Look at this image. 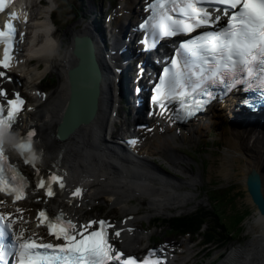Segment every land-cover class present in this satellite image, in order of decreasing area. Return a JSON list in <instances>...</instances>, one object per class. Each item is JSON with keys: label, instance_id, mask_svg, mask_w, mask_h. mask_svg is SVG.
Returning <instances> with one entry per match:
<instances>
[{"label": "bare ground", "instance_id": "obj_1", "mask_svg": "<svg viewBox=\"0 0 264 264\" xmlns=\"http://www.w3.org/2000/svg\"><path fill=\"white\" fill-rule=\"evenodd\" d=\"M141 2H143V6L147 4L145 0H125L116 11L115 28L120 26L124 31L128 24L127 16L130 13H136L138 17L143 14V7L137 10V5ZM43 4L44 0H22L20 3V5H27V8L31 9L28 17L31 18V22L36 21L37 30L31 50L27 54L26 64L29 65L13 66L10 72L15 75L16 84H19V87L21 85L22 90H30L34 98L30 103L29 110L23 114V125L25 124L33 131L29 144L34 151L41 155V168L34 170L29 167L27 171L33 178L39 174L46 175L52 170L51 165L61 159L64 180L57 189L53 188L55 195H43L41 189H38V183L31 177L29 179L31 188L20 199V204H16V199L0 197L1 206L9 214H12L11 207L14 204L21 208L22 223L24 222L25 230H28V236L35 234L36 228H39L37 223L32 226L30 219L44 211L58 212L63 208L78 219L84 215L79 206L108 196L110 201L113 200L111 207H117L123 215L114 227V237L120 241L126 251L137 253L140 250V244L145 239L150 241L153 235L152 233L145 234V230L138 224L144 216L140 214V209L130 207L126 203L130 200L141 202L139 198L141 197L146 203L148 200L147 204L152 213L165 208L184 207L188 203L196 202L200 195L196 191L198 192L202 185L203 175L188 169L186 164H189V161L183 156L185 151L180 148L187 140L194 145L201 144L204 132L208 129H216L217 126H220L218 124H224L221 121L222 117H228L229 122L228 127L222 128L221 131L218 130L219 133L217 131L219 139L225 141L226 144L220 156V165L217 167L219 168L218 174L226 180H231L234 175L241 174L247 181V177L254 173L259 177L261 192L264 195V125L255 124L249 116L234 115L235 113L232 111H218L216 108L211 111L210 115L207 113L185 128V135L177 136L175 130H170L164 125L159 127L140 152L144 156L143 158L149 159L148 162L154 164H158L155 161L156 157L162 158L173 172L183 175L173 184L158 183L154 181V177L148 170L142 169L141 166L132 167L128 164L123 165L124 168L121 170L116 169L120 172V176L109 179L108 175L112 173L111 177L114 172L105 164V155L99 149V145L102 144L100 143L102 140L101 130L113 132L118 127L116 119H121V115L116 118L112 117V111L116 110L115 107L120 112V107L115 106L118 103L115 93L118 91L119 97V90L121 92V89H117V87L121 88L117 72L119 68H116L115 78L118 77L116 82L115 79L110 78L113 64L102 57L107 52L105 53L101 47V41L95 37L90 24L80 26V21L63 35V39L68 35L71 38L70 45L67 46L64 53H61L64 40L57 39L56 33L49 32L55 22L50 9L41 11L40 8ZM48 14L49 22L44 18ZM40 32L45 33V36H42ZM81 35L91 36L96 43V59L101 68L98 110L90 123L81 124L67 134L65 132L69 124L64 123L62 139L59 140L56 137L58 127L63 121L71 94L68 71L79 62L73 54L74 38ZM40 41L42 44H39ZM113 45V51L108 54L113 61L120 60L125 65L124 62L131 58L129 50L124 49V53L120 56L118 52L124 48L121 46L120 39H115ZM32 58H36L38 62L31 63ZM41 63H47V65L43 68ZM51 71L58 74L59 85L46 93L44 89H41L43 85L40 83ZM21 89L15 88L18 91ZM109 109L110 111H108ZM105 145L110 148L107 142ZM122 146L124 145L121 144V148ZM12 156L14 161L20 164V158L14 153ZM237 162L239 164H236ZM234 168H238L237 171H233ZM152 169L157 171L155 168ZM143 197H146L147 200ZM113 210L116 209L113 208ZM252 220L250 231L254 236L245 246L239 245L232 250L220 264H264V215L258 213ZM182 244L184 250L178 258L179 264L189 256H192V259L196 257L195 251L190 250L189 245L185 246V241Z\"/></svg>", "mask_w": 264, "mask_h": 264}, {"label": "rangeland", "instance_id": "obj_2", "mask_svg": "<svg viewBox=\"0 0 264 264\" xmlns=\"http://www.w3.org/2000/svg\"><path fill=\"white\" fill-rule=\"evenodd\" d=\"M59 1H61L62 4H65L67 7H71L72 12H74L76 8L82 9L80 18H78V20L75 22H71L72 17H70L69 21L71 23L69 24L60 20V15L63 11H65V7L63 6L59 10L56 20L58 22L59 28L58 37L61 40V38L63 39V35L65 34V32L70 31L75 25L78 24V21H80V26L89 22V20L83 19L84 16H86L87 19H91L96 14L95 12L97 10L99 11L100 9L105 16L109 15L111 17L125 0H83V3H81L80 0ZM50 6L56 7L57 4L55 3V1H53ZM40 9L41 11L45 10V8ZM131 17L135 18L136 15L132 14ZM70 38L71 36L68 35L63 39L64 42H67L63 45L62 53H64V50L67 48V46H69ZM29 43H27V47L29 46ZM43 64L44 63H41V67L44 68L45 66ZM59 79L60 78L58 74L51 71L44 78L42 83H40L43 85V88L41 89L50 90L56 88L59 85ZM53 80L55 81V83H52ZM24 92L27 93L25 95H27L30 99L28 95L30 91L28 89H24ZM123 118L126 119L125 114ZM221 121L224 123L223 125L218 124L220 126H217L216 129L212 128L204 132L201 144L194 145L187 140V142L184 143V146L182 147V150L188 153V155H185V157L189 161V164H186L188 169H192V172L201 173L203 175V182L200 186V189L198 190V192L195 190L196 193H200L199 198L196 200V202L189 203L187 207H180L175 209L165 208L162 209V213L154 212L151 214V217L153 219L160 218L163 220H168L175 214L185 215L195 213L196 211H200L202 213V217L210 225L208 229H206V225H204V229L197 230L198 233L196 236V241L198 244L202 245L201 241L204 238L206 241H212L213 243L209 244L208 247L205 246V250H203L197 257V260L195 262H191V264H220L219 262H222V260H224V258L232 250L236 249V247H238L239 245L245 246L254 236L253 232L250 231V226L252 224L253 217L258 214V211L247 192L246 181L244 177L241 174H237L234 175L231 180H226L218 174L219 168L217 167L218 165H220V156L226 145L225 141L219 139L218 133L222 128L228 127L229 120L227 118H223ZM240 160H242V158H240ZM236 164H239V162H237ZM237 169L238 168H234L233 171H237ZM139 198L141 202L138 200H134L128 202V204L140 208V214L145 215V211H150V209L148 207V204L146 202L143 203V199L141 197ZM211 207H215L218 210L220 217L219 222L223 223L225 228L227 227L228 233H232L231 235L233 237H231L230 235L228 237L225 234V231L221 232V236H219L218 234H213L212 231L219 227L215 224L217 220L214 219L213 222L208 220L209 215L206 213L205 209ZM98 209L102 212L108 210L106 205L102 203L100 204ZM151 210H153V208ZM192 217L193 216H190L188 220L192 221ZM245 218L246 220L243 221V219ZM142 221L146 224L147 232L153 233V242H155L156 239H160L161 241H171L173 239H176L182 242L188 238L187 237L181 239L178 237H167L169 234H166V231H171L170 228L164 227L163 225H159V228H155L152 224L151 219L147 220L146 218H143ZM231 224L235 227H231ZM179 227L185 228L188 226L183 227L179 225ZM221 228L222 227H220V229ZM203 234L204 237H202ZM207 238H209L210 240H207ZM201 250L202 248L196 249L197 252ZM219 250H221V252H219ZM218 253H223L224 255L215 261H211L213 254Z\"/></svg>", "mask_w": 264, "mask_h": 264}, {"label": "water", "instance_id": "obj_3", "mask_svg": "<svg viewBox=\"0 0 264 264\" xmlns=\"http://www.w3.org/2000/svg\"><path fill=\"white\" fill-rule=\"evenodd\" d=\"M79 63L69 72L71 97L66 109L64 123L69 127L66 134L81 124L89 123L98 109L100 95V71L93 48L85 47L84 42L77 40ZM247 192L259 213L264 215V195L261 192L259 177L250 174L246 181Z\"/></svg>", "mask_w": 264, "mask_h": 264}, {"label": "trees", "instance_id": "obj_4", "mask_svg": "<svg viewBox=\"0 0 264 264\" xmlns=\"http://www.w3.org/2000/svg\"><path fill=\"white\" fill-rule=\"evenodd\" d=\"M221 205V204H220ZM214 208V212H216L217 214H216V216L217 217H219V213H218V210L215 208V207H213ZM220 218V217H219ZM245 219H243V221H244ZM242 221V220H241ZM240 221V222H241ZM239 222V223H240ZM200 223H203V220H200L198 217H196V218H193L192 219V221H190V220H179L178 221V224L180 225V226H183V227H185V226H188V227H185V228H197L199 225H200ZM220 226H223V223H221V225ZM237 226H238V224H237ZM231 227H235V226H233L232 224H231ZM224 229L225 230H227V227L225 228L224 227ZM228 231V230H227ZM232 234V233H231Z\"/></svg>", "mask_w": 264, "mask_h": 264}]
</instances>
